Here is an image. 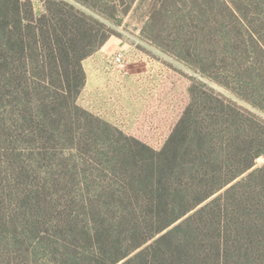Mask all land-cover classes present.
Here are the masks:
<instances>
[{
  "label": "trees",
  "instance_id": "16d2710c",
  "mask_svg": "<svg viewBox=\"0 0 264 264\" xmlns=\"http://www.w3.org/2000/svg\"><path fill=\"white\" fill-rule=\"evenodd\" d=\"M91 2L118 12L115 0ZM93 25L106 28L64 1L49 0L38 16L32 0H0V160H11L5 172L0 163V246L16 255L0 264H53L47 253L39 257L43 246L54 264H175L176 253L184 264H264L256 262L264 259V167L239 180L264 156V123L193 88L166 148L143 146L150 158L135 160L118 140L122 133L77 104L87 79L83 61L107 41ZM252 65L234 69L240 97L264 111V63ZM197 140L196 149L189 146ZM204 149L216 160H201ZM75 152L86 168L88 157L103 158L95 169L101 180L93 171L79 178ZM122 223L132 240L113 256L96 241L101 230L117 237ZM3 228L12 236L2 240ZM181 233L186 254L172 248L182 246Z\"/></svg>",
  "mask_w": 264,
  "mask_h": 264
},
{
  "label": "rangeland",
  "instance_id": "374dc122",
  "mask_svg": "<svg viewBox=\"0 0 264 264\" xmlns=\"http://www.w3.org/2000/svg\"><path fill=\"white\" fill-rule=\"evenodd\" d=\"M48 1L32 0L38 16L45 12ZM55 1H64L106 25V28L93 25L100 31L99 39L104 34L107 41L83 61L87 79L77 104L122 133L117 135L118 140L134 151L135 160L150 158L143 146L156 153L166 148L175 126L191 102L193 88L200 95L213 92L236 103L264 123V111L240 97L246 95L239 89V78L234 70L239 66H261L264 63V56L256 47L260 45L264 49V0H115L118 12L94 8L91 0ZM118 54L123 55L121 65L115 63ZM219 81L229 84V88ZM236 93L241 95L238 97ZM230 138L231 135H226L221 143L225 145ZM202 141L207 147V139ZM107 142V148L111 149L113 142ZM199 143L198 140L191 141L189 146L196 149ZM205 151L207 155L201 160H216L213 151ZM113 152L110 151L108 160H114ZM75 155L79 178L89 180L92 176L85 172L93 171V177L101 180L102 174L95 169L100 167L97 160L103 158L92 160L88 157L86 162L90 167L86 168L81 154L75 152ZM193 158L194 154H191L185 160ZM10 161L0 160L3 172L8 170ZM261 167H264V156L258 158L255 167L239 180ZM115 190L120 188L116 186ZM6 199V204L1 206L5 211L10 206L9 198ZM122 209H113L110 218L118 216ZM114 229L117 237L101 230L96 242L116 256V247L119 249L131 242L132 233L125 223ZM11 231L12 228H3L1 239L11 237ZM178 237L183 241L176 242L180 241L182 246L177 247L175 243L172 248L186 254L185 234ZM95 246L97 248V243ZM26 247L33 250L29 244ZM26 247L24 245L20 251L25 252ZM13 251V247L0 246V258H14ZM44 253L54 264L53 251L43 246L39 257ZM176 255L174 263L184 264L183 254ZM257 256L259 261L256 262L263 263V257ZM11 262L14 264L13 259ZM17 262L21 263L22 259Z\"/></svg>",
  "mask_w": 264,
  "mask_h": 264
},
{
  "label": "built area",
  "instance_id": "2783aa9c",
  "mask_svg": "<svg viewBox=\"0 0 264 264\" xmlns=\"http://www.w3.org/2000/svg\"><path fill=\"white\" fill-rule=\"evenodd\" d=\"M122 62H123V55L122 54H118L117 57L115 58V63L121 65Z\"/></svg>",
  "mask_w": 264,
  "mask_h": 264
}]
</instances>
